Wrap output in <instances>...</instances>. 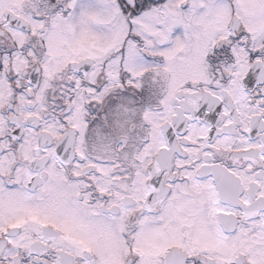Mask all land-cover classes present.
Listing matches in <instances>:
<instances>
[{"label": "snow or ice", "instance_id": "obj_1", "mask_svg": "<svg viewBox=\"0 0 264 264\" xmlns=\"http://www.w3.org/2000/svg\"><path fill=\"white\" fill-rule=\"evenodd\" d=\"M0 264H264V0H0Z\"/></svg>", "mask_w": 264, "mask_h": 264}]
</instances>
